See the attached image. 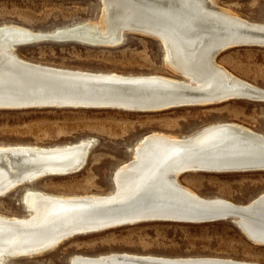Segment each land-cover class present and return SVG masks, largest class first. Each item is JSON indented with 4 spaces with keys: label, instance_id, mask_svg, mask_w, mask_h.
Here are the masks:
<instances>
[{
    "label": "bare ground",
    "instance_id": "1",
    "mask_svg": "<svg viewBox=\"0 0 264 264\" xmlns=\"http://www.w3.org/2000/svg\"><path fill=\"white\" fill-rule=\"evenodd\" d=\"M100 7L99 22L85 21L52 31L0 25V98L8 101L3 108L0 103V110L97 100H115L117 106L107 108L125 111H131L127 106H148L133 112L164 111L151 107L168 98L185 103L174 108L219 104L243 96L264 102L258 99L264 98V89L235 77L216 62L221 53L235 47H264V22L243 20L221 8L217 0H100ZM127 29L157 39L163 64L181 78L58 68L29 62L17 54L19 47L32 45L18 46L20 38L53 35L92 47H115ZM91 144V139H85L49 147L0 145V198L44 177L76 173L72 169L84 162ZM254 162L264 166V134L236 123L212 124L185 137L144 136L132 148L130 161L114 171L111 193L61 196L26 189L22 205L27 215H0V264L52 251L75 236L134 225L137 217L170 216L209 204L250 212L241 221L246 239L264 247V193L239 205L202 198L179 182L186 173L264 171L249 169ZM190 259L115 253L75 255L69 264H189L181 261ZM215 259L225 264H256Z\"/></svg>",
    "mask_w": 264,
    "mask_h": 264
},
{
    "label": "rangeland",
    "instance_id": "2",
    "mask_svg": "<svg viewBox=\"0 0 264 264\" xmlns=\"http://www.w3.org/2000/svg\"><path fill=\"white\" fill-rule=\"evenodd\" d=\"M217 4L248 22H264V0H217ZM100 14L99 0H0V25L14 23L44 32L85 21L99 22ZM124 38L115 47L42 42L19 47L17 54L29 62L58 68L180 78L163 64V51L157 40L137 34ZM216 62L235 77L264 89V47H235L221 53ZM218 123H236L264 134V102L233 99L159 112L110 108L0 110L2 146L49 147L92 140L80 171L21 185L0 198V215L26 216L22 194L28 188L61 196L111 193L114 171L130 161L132 148L142 137L152 133L185 137ZM179 182L202 198L225 199L239 205L264 193V171L186 173L179 177ZM115 253L169 258L207 256L264 264V247L248 241L229 221L147 222L117 227L72 237L52 251L13 262L69 264L75 255Z\"/></svg>",
    "mask_w": 264,
    "mask_h": 264
},
{
    "label": "water",
    "instance_id": "3",
    "mask_svg": "<svg viewBox=\"0 0 264 264\" xmlns=\"http://www.w3.org/2000/svg\"><path fill=\"white\" fill-rule=\"evenodd\" d=\"M100 1V0H99ZM128 34H133L132 31L130 30H124L120 34V38L123 41L124 37ZM24 37V36H23ZM19 38V37H18ZM157 40V39H155ZM121 41V42H122ZM158 41V40H157ZM18 46H22L23 44H37V43H42V42H57V43H66V42H73V39L71 38H56L55 36H41V37H35L33 39H29V37H26L25 39H21L17 41ZM77 43V42H75ZM82 44V43H79ZM179 76V75H178ZM181 78V76H179ZM242 98H249L247 96H243ZM253 99V98H249ZM261 101H264V98H258ZM7 99L0 98V103H2L1 107L4 106ZM117 101L115 100H109V101H93V102H67V103H61V104H53V103H35L31 106H20L18 107L19 110H24V109H42V108H72L73 106L76 107H88L89 109H97V108H107V107H116L117 106ZM153 105V106H152ZM151 108H157V109H163V110H168L170 108H174L177 106H183L185 103H180L179 100L175 98H168L164 99L161 101H156L153 102ZM14 106H19L18 104ZM3 108V107H2ZM15 108V107H14ZM148 106L145 105L143 107H137V106H127L126 109H129L131 111H141L146 109L147 110ZM3 110H9V109H3ZM161 111V110H160ZM88 153V152H87ZM87 157V156H86ZM85 157V160H86ZM84 162L79 166V168L72 169V172H77L78 170L82 169L81 167L84 166ZM258 168H264V166H258V162H254L251 166H249V169H254L258 170ZM197 169H203V168H197ZM70 171V170H69ZM250 212L246 211H239L236 209H231L229 207H223L222 205H205L203 207H198L194 210H181L179 212H174L169 214L170 216L166 215H147L144 216L143 218H136L133 220V223L131 224H140V223H147V222H168V223H185V224H207V223H215V222H222V221H229L232 223L238 231L245 237V232H244V227L241 224V221L243 220L242 218H245L248 216ZM128 223V222H126ZM126 223H122L123 225ZM132 226V225H131ZM253 242V241H252ZM184 260V259H182ZM192 261H181L182 262H189V264H225L219 261H222L220 259H215L212 257H207V256H193Z\"/></svg>",
    "mask_w": 264,
    "mask_h": 264
}]
</instances>
